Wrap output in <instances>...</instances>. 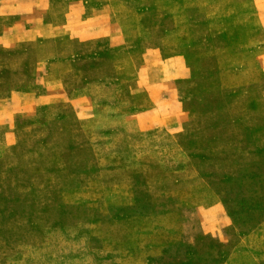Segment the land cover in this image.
<instances>
[{"label": "rangeland", "instance_id": "374dc122", "mask_svg": "<svg viewBox=\"0 0 264 264\" xmlns=\"http://www.w3.org/2000/svg\"><path fill=\"white\" fill-rule=\"evenodd\" d=\"M76 1L0 0V264H119L91 236L90 207L64 195L123 169L149 212L142 189L153 164L164 174L198 172L231 222L220 226L213 213L202 227L194 224V211H182L190 237L146 264H222L235 239L264 223V57L257 83L226 86L233 78L225 73L226 88L211 54L219 38L209 34L242 31L237 13L249 3L131 0L143 22L158 30L147 35V47L135 43L127 52L110 49L103 38L67 33L75 26L65 27L71 21L65 6ZM157 1L186 7L178 21L189 19L193 43L174 58L155 48L174 25L156 10ZM89 27L82 22L78 30ZM119 70L137 73L152 96L160 95V105L187 118L168 130L150 120L140 129L117 119L141 89L138 81L119 82Z\"/></svg>", "mask_w": 264, "mask_h": 264}, {"label": "crops", "instance_id": "0c3cea01", "mask_svg": "<svg viewBox=\"0 0 264 264\" xmlns=\"http://www.w3.org/2000/svg\"><path fill=\"white\" fill-rule=\"evenodd\" d=\"M130 1L79 0L75 4L67 3L65 16L71 21L65 27L74 25L75 30L70 32L68 29L66 32H75V37L79 39L103 38L112 50L128 52L131 44L136 45L135 43L147 47V35L155 34L158 29H152L143 22L144 14L132 8ZM232 1L249 3L250 9L245 13H237L245 26L241 28L242 31L235 33L222 30L211 32L210 29V36L219 38V44L213 48L211 54L218 66L220 81L226 80L222 77L225 73L233 78L226 86L234 87L239 79L245 84H255L259 81L260 74L257 61L264 57V0ZM170 3L160 5L157 1L159 8L156 10H159L160 15L170 16L174 25L160 36L155 48L174 58L180 53L179 50L192 46L193 38L189 19L187 22L178 21L183 17L179 11L186 13L185 5ZM82 22H90L89 30H78ZM80 32L81 36L78 35ZM258 32L263 33L261 39L254 37ZM206 40L205 38L204 41ZM147 53L148 49L145 48L140 54L141 59ZM225 54H230L231 58H224ZM159 64L162 62H158L157 66ZM117 74L119 82L138 81L141 88L134 94L132 104L125 107L121 115H115L117 119H122L124 123L133 121L137 126L141 125L140 129L150 120L155 128L168 130V127L179 125L187 118L186 113L184 115L178 108L160 105V95L152 96L138 80L137 73L133 75L130 71L125 75L119 70ZM222 83L226 87L223 81ZM144 174L152 176L144 177L145 186L142 189L147 193L150 202L149 212L141 205V189L136 187L134 177L130 171L123 169L105 171L80 190L64 195L68 203L87 204L90 207L93 211L89 224L91 236L98 241L102 252L114 253L119 264H146L148 260L158 258L181 245L189 236L186 235L188 221L186 222L182 211H194L196 222H193L202 227L208 223L207 216L213 213H218L220 226H223V222L230 225L231 221L220 195L198 172L186 169L164 174L153 164ZM80 191L90 193H87L88 197H84L80 196ZM227 242L230 243L225 237L222 243L226 246ZM222 264H264V223L235 239Z\"/></svg>", "mask_w": 264, "mask_h": 264}]
</instances>
